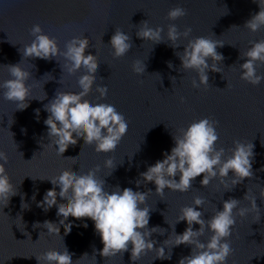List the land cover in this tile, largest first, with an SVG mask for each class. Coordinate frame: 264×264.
<instances>
[{
    "label": "water",
    "instance_id": "1",
    "mask_svg": "<svg viewBox=\"0 0 264 264\" xmlns=\"http://www.w3.org/2000/svg\"><path fill=\"white\" fill-rule=\"evenodd\" d=\"M177 6L184 8L186 15L168 20L167 12ZM259 10L257 0H0V82L11 78L5 67L8 65L20 63L30 74L26 81L30 86L27 108L16 110V103L5 100L0 89V151L8 156L5 168L16 190L7 206L0 200V264H43L36 256L63 248L72 254L73 264H178L180 258L190 254L191 246L169 244L165 253L171 248L170 259H156L155 249L167 239L174 240L175 234L183 233L187 227L185 221L177 222L180 209L194 206L193 199L200 197L204 203L196 210L202 211L207 220L215 211L222 210V202L229 198L240 200L238 207L249 208V200L243 199L246 193L255 198L258 210L236 217L228 238L234 251L225 264H264V197L260 195L264 189V79L253 86L240 79L239 67L245 62L242 54L251 43L264 40V27L256 32L244 28L245 22ZM142 21L152 28L161 27L164 42L154 44L138 38L136 33ZM169 24H175L181 32L186 27L192 29L187 38L177 41L176 48L166 38ZM33 25H39L43 34L55 38L61 51L73 37L89 39L85 54L96 55L98 69L86 99L114 106L128 123L127 132L114 151L97 153L94 145H84L82 138L62 156L57 155L56 145L49 146L51 139L44 124L49 113L44 105L56 92L78 93L77 81L85 70L69 75L61 68L66 63L62 56L51 60L24 57V46L34 39L30 33ZM116 29L127 34L131 43L129 52L119 58L113 57L109 45ZM201 36L221 41L223 46L216 51L224 59L216 65L219 72L211 70L213 62L207 59L208 85L193 88L192 80L199 83L196 73L181 69L175 53H182L188 40ZM137 60L145 65L141 75L132 71ZM257 72L264 74V65H258ZM97 86L107 87L105 97H99ZM36 109L40 110L38 117ZM201 118L218 122L215 147L225 149L222 159L231 155L234 141L253 145V175L232 186L234 177L230 171L223 182L213 178L205 187L200 183L201 174L187 192L165 188L162 196L157 195L155 184L144 182L141 173L162 160L163 153L170 152L174 147L173 135ZM109 158L113 169L104 166ZM97 166L96 177L105 181V191L111 192L118 186L121 190L127 187L149 192L141 207L150 209L147 228L158 227L148 237L156 243L139 260L131 259L130 244L127 251L115 256H101L103 245L93 221L70 216L65 223L73 226L65 235L56 206L47 211L38 206L53 187L44 178L55 177L66 169L86 174ZM57 202L66 203L59 196ZM235 212L234 209V215ZM46 220L59 227V236L48 235L43 227ZM192 228L197 230L199 225L194 223ZM209 236L205 226L199 240L206 242Z\"/></svg>",
    "mask_w": 264,
    "mask_h": 264
},
{
    "label": "clouds",
    "instance_id": "2",
    "mask_svg": "<svg viewBox=\"0 0 264 264\" xmlns=\"http://www.w3.org/2000/svg\"><path fill=\"white\" fill-rule=\"evenodd\" d=\"M257 2L260 10L244 24V28L250 32H256L264 27V0H257ZM185 15L186 10L177 6L167 12V19L175 21ZM140 24L142 26L136 33L138 38L152 41L154 44L164 42L161 37L163 31L161 27H149L147 21H142ZM191 31L190 27H186L181 32L175 24H169L166 32L169 45L172 48L178 47L177 41L182 37L187 38ZM30 33L34 39L30 45L24 46V57L51 60L62 56L66 63L61 68L69 75L81 69L85 70L77 81L80 88L78 93L56 92L54 98L44 105V110L49 113L44 120L48 130L47 135L51 139L49 146L56 145L57 155L62 156L70 145H76L78 139L82 138L84 145H94V151L97 153L114 151L126 134L128 123L114 106L90 102L86 99L92 90L96 79L94 74L98 69L96 55L85 54L86 49L89 48V39L84 36L73 37L65 44V50L61 51L55 38L43 34L39 25H33ZM129 41L130 37L127 34L116 29L109 41L113 57L119 58L129 52L131 48ZM220 46H223L221 41L201 36L188 40L182 53H175L181 61V69L193 70L196 73L199 83L197 84V80H192L193 88L208 85L207 70L210 66L206 62L207 59L213 62L212 71H220L216 66L224 59L216 51ZM242 57L246 60L239 65L240 79L253 86L259 85L264 79V74L257 72L258 65H264V40L251 43ZM168 66L171 68L172 64L169 62ZM5 67L11 78L0 82L2 96L7 101L15 102L16 110H23L28 107L30 86L26 85V81L30 74L20 67V63ZM132 71L137 75L143 74L144 63L134 61ZM96 92L99 93L100 98H103L107 87L97 86ZM45 96L46 94L44 98ZM34 111L38 117L40 110ZM217 123L210 118H201L190 123L185 129L179 130V134L172 137L174 147L170 149V152L163 153L162 160L156 161L144 173H141L143 181L153 182L156 186L155 193L162 196L165 188L180 193L187 192L192 186V181L201 174L203 178L200 183L205 187L213 178H219L223 182L230 171L234 177L231 180L232 186L245 178H250L253 175V145L234 141V147L229 150L231 155L222 159L225 149L215 147L218 140ZM65 159L74 161L75 157ZM7 163V154L0 151V200L4 202V206H7L10 197L16 195L15 187L5 168ZM104 166L109 169L114 168L111 158L104 161ZM98 171V166L86 174H77L66 169L55 177L44 178L50 180L53 187L46 191L38 206L45 211L56 206L57 216L61 217L59 223L63 226L65 235L73 226L70 222L65 223L68 217L71 216L77 220L88 218L93 221L94 229L103 245L99 253L101 256H115L118 252L127 251L130 244L131 259L139 260L146 252H151L156 243L148 237L151 233L157 232L158 227L147 228L150 209L141 207L149 192L141 193L127 187L121 190L118 186L111 192L105 191V181L96 177ZM176 176H179L178 180L175 179ZM139 183L137 181L138 185ZM56 187H59L58 192ZM260 195L264 197V189H261ZM57 196L66 203H58ZM243 199L249 200V208L238 207L240 200L229 198L222 202V210L215 211L209 219L205 220L203 212L196 210L197 207H202L204 201L200 197L194 198L192 201L194 206L182 207L177 218V222L185 221L187 227L183 233L175 234L174 240L163 241V246L155 249V258L170 259L171 248L167 254L165 253V248L169 244L171 247L188 245L191 246L190 254L180 258L178 264H225L234 251L228 238L236 224V217H244L247 212L258 210L255 198H249L246 193ZM194 223L199 225L197 230L192 228ZM83 226L87 227L86 224ZM205 226L210 236L206 242H201L199 237L204 235ZM43 227L47 228L48 235L59 236L60 229L55 223L46 220ZM160 233L163 234V232ZM36 259L43 264H73L72 254L66 248L62 251L55 249L45 251L36 256Z\"/></svg>",
    "mask_w": 264,
    "mask_h": 264
}]
</instances>
